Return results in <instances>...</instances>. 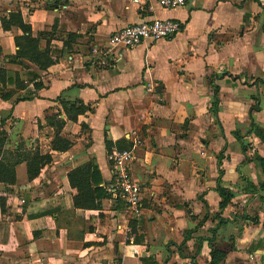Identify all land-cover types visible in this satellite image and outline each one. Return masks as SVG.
I'll list each match as a JSON object with an SVG mask.
<instances>
[{
	"label": "crops",
	"instance_id": "0c3cea01",
	"mask_svg": "<svg viewBox=\"0 0 264 264\" xmlns=\"http://www.w3.org/2000/svg\"><path fill=\"white\" fill-rule=\"evenodd\" d=\"M15 14L55 55L46 71L16 59L21 32L1 25ZM165 20L181 25L172 39L105 53L115 31ZM0 70L23 84L0 85V95L11 93L0 96V171L14 178L0 181V264H211L212 250L224 255L218 264H264V200L240 180L264 183V143L234 137L252 122L264 131V0L171 10L0 0ZM60 102L87 110L69 123ZM56 133L71 144L66 152L51 151ZM112 149L133 157L137 214L110 192ZM35 150L51 162L29 181L25 160ZM89 163L110 196L97 210H75L67 174ZM219 189L231 195L223 209Z\"/></svg>",
	"mask_w": 264,
	"mask_h": 264
},
{
	"label": "trees",
	"instance_id": "16d2710c",
	"mask_svg": "<svg viewBox=\"0 0 264 264\" xmlns=\"http://www.w3.org/2000/svg\"><path fill=\"white\" fill-rule=\"evenodd\" d=\"M1 25L3 30H9L11 26L16 27L20 32L21 36L14 38V44L17 49L16 59L19 61H26L33 67L37 68L39 71H46L48 68L53 66L56 62L55 55L49 48L48 43H46L45 48L40 47V43L43 35L33 37L29 25L24 24L18 14L11 15L8 20H2ZM70 38V36H69ZM66 46V45H64ZM38 79L37 75L30 73L28 76L27 82H35ZM17 88H22V83L18 81L17 76L14 74L10 76L4 70H0V85L1 91H4L6 85H14ZM35 89H38L40 86L38 84L33 85ZM217 89L214 90V93L217 94ZM1 99L8 100L11 96V93H2ZM23 100H26L24 98ZM62 110L66 116V119L69 123H75L78 116L83 115L86 112V107L78 103H65L60 102ZM57 116L49 118V120H55ZM64 121L56 122L57 129H62L64 126ZM254 135L262 143H264V131L259 128L253 122L250 125L249 131L240 135L239 133H234V137L237 141H241L244 136ZM4 135L0 131V138ZM4 144V139H0V148ZM71 147L69 141L64 140L59 137L58 133L55 134L53 141L51 142V151L57 153L66 152ZM109 147V146H108ZM242 152L245 154V149L242 147ZM264 171V161L257 159ZM26 175L29 181L35 179L40 170L47 164L51 162V156L48 154L41 155L38 150H35L29 157L26 158ZM1 175H6L7 178L4 180ZM11 173L0 171V181L13 183L14 178L11 177ZM240 180L245 183V192L255 194L259 197L260 200H264V183L254 186L243 176L240 177ZM67 181L69 187L75 191V194L72 197L73 208L75 210L83 211H93L97 210L100 207L101 201L109 198L110 194L101 187V177L94 164H86L76 169L71 170L67 174ZM218 194L222 198V202L219 205V208L223 209L227 206L230 201L231 195L222 189L218 190ZM221 223L224 222L221 220ZM211 264H218L224 257V255L216 250H212L211 253Z\"/></svg>",
	"mask_w": 264,
	"mask_h": 264
},
{
	"label": "built area",
	"instance_id": "2783aa9c",
	"mask_svg": "<svg viewBox=\"0 0 264 264\" xmlns=\"http://www.w3.org/2000/svg\"><path fill=\"white\" fill-rule=\"evenodd\" d=\"M136 6L156 4L163 9H176L189 3L191 0H124ZM181 30L177 21L143 22L115 31L108 39L105 53L115 49H133L145 42H158L172 39ZM97 50L93 48L95 54ZM104 64L103 61H100ZM111 164L113 184L110 192L116 193L126 206L128 214H137L140 211L141 189L130 174V165L133 161L128 151L112 149L108 155Z\"/></svg>",
	"mask_w": 264,
	"mask_h": 264
}]
</instances>
